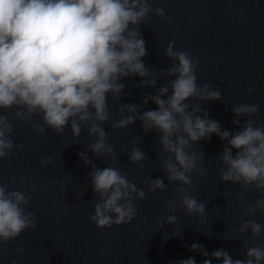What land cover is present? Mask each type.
<instances>
[{"label": "clouds", "instance_id": "1", "mask_svg": "<svg viewBox=\"0 0 264 264\" xmlns=\"http://www.w3.org/2000/svg\"><path fill=\"white\" fill-rule=\"evenodd\" d=\"M149 13L164 18L163 8L153 9L149 0H0V110L17 108L13 116L27 122L33 115H40L43 124H33L37 133L51 128L62 134L70 124L73 138L81 134V125H86L95 141L87 148L97 159H116L114 148L107 144L108 133L103 124L109 120L107 97L118 100L125 85L122 77L132 75L142 79L140 87L154 88L158 77H174L160 87L155 95H145L142 103L153 101L157 110H147L137 115L139 106L122 104L117 114L120 119L111 124L113 130L124 129L135 120L141 121L145 133L156 130L160 133L162 147V169L168 181L178 182L181 187L180 204L189 215H198L200 222L206 219L205 204L191 195L192 173L203 162V153L191 150L193 144L209 140L212 134L228 141L220 156L224 167L218 170L221 182L239 183L241 188L255 186L264 190V126H254L251 118L243 123L240 131L231 133L221 130L218 121L208 118L200 104L192 107L187 102L192 98L199 101H215L222 98L220 90L210 84H197L196 71L199 57L186 51L174 50L175 40H170L164 55L174 61L170 67L160 71L150 70L142 58L147 54L139 25L147 20ZM164 35L163 32L160 33ZM171 89V95H167ZM255 89L250 87L251 93ZM167 95V99H163ZM233 123L241 125V117L259 115V105L238 104L232 107ZM127 113V115H126ZM13 125L9 118L0 114V160L9 157L14 148H27L26 144H14L10 138ZM133 145L136 140L131 141ZM233 149L236 150L233 156ZM85 165H91L89 173L92 190L98 200L93 205L94 214L89 220L97 228L129 224L136 217L135 199H144L145 192L128 181L119 168H97L88 159L87 152L78 153ZM146 158L140 147H133L129 161L138 165L137 172L145 165ZM53 163L52 157L40 160L44 168ZM207 170H200L205 175ZM148 191H166L161 178L146 179ZM53 187L58 181L52 180ZM65 191V187L61 188ZM82 197L84 192L77 193ZM244 192H239L243 199ZM31 195L15 190L8 191L0 184V243H7L22 232L37 227L36 213L26 206ZM170 213L177 211L174 202L166 204ZM259 209L264 212V198L248 206V213ZM165 223L175 225L177 216L168 215ZM161 228L163 224L159 225ZM140 225H136L139 230ZM251 230L253 237L259 236L264 226L256 221L245 220L239 227L241 234ZM172 235V237H180ZM251 243H255L251 241ZM191 251L200 252L205 259L202 264H211L209 253L200 243H193ZM23 249L17 245L16 252ZM0 255H3L0 253ZM246 259L233 260L221 248L213 251V259L222 264H261L264 261V246L249 247ZM16 264V260L12 261ZM173 264V262H169ZM175 264H196L194 257Z\"/></svg>", "mask_w": 264, "mask_h": 264}]
</instances>
